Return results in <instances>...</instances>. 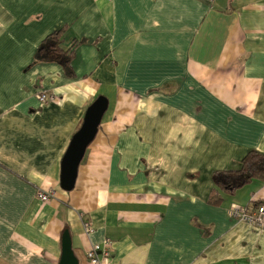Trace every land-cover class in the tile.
Returning a JSON list of instances; mask_svg holds the SVG:
<instances>
[{
	"label": "crops",
	"instance_id": "crops-1",
	"mask_svg": "<svg viewBox=\"0 0 264 264\" xmlns=\"http://www.w3.org/2000/svg\"><path fill=\"white\" fill-rule=\"evenodd\" d=\"M63 25L64 44L83 40L72 75L33 63ZM98 95L107 109L63 190ZM250 151L264 154V0H0V264H58L65 229L78 264L106 239L114 264H264V229L231 213L264 205V182L212 179Z\"/></svg>",
	"mask_w": 264,
	"mask_h": 264
},
{
	"label": "trees",
	"instance_id": "trees-1",
	"mask_svg": "<svg viewBox=\"0 0 264 264\" xmlns=\"http://www.w3.org/2000/svg\"><path fill=\"white\" fill-rule=\"evenodd\" d=\"M67 29V25H63L49 33L36 47L33 63L54 62L59 64L66 74L72 75L71 63L75 50L83 40L71 39L69 43L64 44ZM239 165L234 171L214 173L212 179L215 185L222 189L234 190L252 179L264 182V154L250 151L241 159ZM209 202L216 204L219 199Z\"/></svg>",
	"mask_w": 264,
	"mask_h": 264
},
{
	"label": "water",
	"instance_id": "water-1",
	"mask_svg": "<svg viewBox=\"0 0 264 264\" xmlns=\"http://www.w3.org/2000/svg\"><path fill=\"white\" fill-rule=\"evenodd\" d=\"M108 106L104 95H98L86 108L82 124L72 135L71 140L61 158L60 186L69 191L74 187L79 163L81 162L87 146L93 140L102 116ZM58 264H78L72 247L68 230H64L61 238V256Z\"/></svg>",
	"mask_w": 264,
	"mask_h": 264
},
{
	"label": "built area",
	"instance_id": "built-area-1",
	"mask_svg": "<svg viewBox=\"0 0 264 264\" xmlns=\"http://www.w3.org/2000/svg\"><path fill=\"white\" fill-rule=\"evenodd\" d=\"M38 100L40 103L52 102L55 100V96L52 93L42 90L38 93ZM36 195L41 201H47L51 197L50 192H44L41 190H38ZM231 213L234 217L251 224L257 229H264L263 204L256 206L253 210L233 205L231 207ZM84 228L86 232L90 231L89 224L87 222L84 223ZM86 257L90 264H114L111 259V251L109 248V241L107 239L101 244L92 245L86 252Z\"/></svg>",
	"mask_w": 264,
	"mask_h": 264
}]
</instances>
